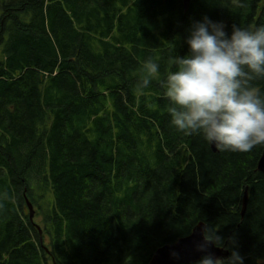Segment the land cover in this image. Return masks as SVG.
Wrapping results in <instances>:
<instances>
[{
	"label": "trees",
	"instance_id": "16d2710c",
	"mask_svg": "<svg viewBox=\"0 0 264 264\" xmlns=\"http://www.w3.org/2000/svg\"><path fill=\"white\" fill-rule=\"evenodd\" d=\"M240 2L0 0V264H148L199 222L264 260V145L214 151L170 126L158 80L135 87L193 20L264 24Z\"/></svg>",
	"mask_w": 264,
	"mask_h": 264
},
{
	"label": "clouds",
	"instance_id": "9594fccd",
	"mask_svg": "<svg viewBox=\"0 0 264 264\" xmlns=\"http://www.w3.org/2000/svg\"><path fill=\"white\" fill-rule=\"evenodd\" d=\"M236 3L244 6L240 0ZM226 29L225 22L208 16L193 20L184 38L187 53L171 59L162 79L160 64L148 58L135 87L142 91L158 80L170 126L177 133L200 137L218 151L246 153L264 145V89L258 86L264 82V24H233L230 33ZM4 199L0 197V207ZM218 230L203 226V239L196 244L203 255L196 264H245L235 236L225 239ZM212 246L230 255L218 258Z\"/></svg>",
	"mask_w": 264,
	"mask_h": 264
},
{
	"label": "water",
	"instance_id": "95a60500",
	"mask_svg": "<svg viewBox=\"0 0 264 264\" xmlns=\"http://www.w3.org/2000/svg\"><path fill=\"white\" fill-rule=\"evenodd\" d=\"M189 1L190 0H183V6L185 10L189 6ZM211 148L214 151L216 150L214 146H211ZM257 169L264 174V150L262 151V154L258 160ZM247 199V190H245L242 198V215L244 214L246 209ZM27 205L30 209L31 218L32 206L28 201ZM204 225V223L199 222L193 227L192 231L188 235L178 238L173 243L165 244L157 248L153 252L148 264H188L198 261L203 253L196 251V244L203 239L202 228ZM210 251L214 256L218 258H224L228 256L227 251L215 246H212L210 248ZM173 252H176L178 256L174 258L172 256Z\"/></svg>",
	"mask_w": 264,
	"mask_h": 264
},
{
	"label": "rangeland",
	"instance_id": "374dc122",
	"mask_svg": "<svg viewBox=\"0 0 264 264\" xmlns=\"http://www.w3.org/2000/svg\"><path fill=\"white\" fill-rule=\"evenodd\" d=\"M34 208H35V207H34ZM34 212H36L35 209H34ZM34 215H35V213H34ZM34 220H35V222L39 223L40 218L37 217V216L35 215V216H34Z\"/></svg>",
	"mask_w": 264,
	"mask_h": 264
}]
</instances>
